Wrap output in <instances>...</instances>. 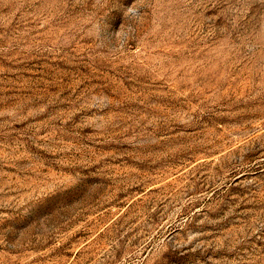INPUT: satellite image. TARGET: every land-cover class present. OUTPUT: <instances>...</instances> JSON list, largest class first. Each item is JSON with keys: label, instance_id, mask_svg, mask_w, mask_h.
Masks as SVG:
<instances>
[{"label": "rangeland", "instance_id": "obj_1", "mask_svg": "<svg viewBox=\"0 0 264 264\" xmlns=\"http://www.w3.org/2000/svg\"><path fill=\"white\" fill-rule=\"evenodd\" d=\"M0 264H264V0H0Z\"/></svg>", "mask_w": 264, "mask_h": 264}]
</instances>
